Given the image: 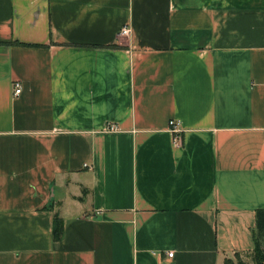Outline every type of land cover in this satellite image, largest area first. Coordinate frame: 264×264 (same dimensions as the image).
<instances>
[{"label":"crops","instance_id":"crops-1","mask_svg":"<svg viewBox=\"0 0 264 264\" xmlns=\"http://www.w3.org/2000/svg\"><path fill=\"white\" fill-rule=\"evenodd\" d=\"M258 209L264 0H0V264H227Z\"/></svg>","mask_w":264,"mask_h":264},{"label":"trees","instance_id":"trees-1","mask_svg":"<svg viewBox=\"0 0 264 264\" xmlns=\"http://www.w3.org/2000/svg\"><path fill=\"white\" fill-rule=\"evenodd\" d=\"M63 232L62 220L57 217L54 229V237L59 239ZM261 239H264V209H258L256 213V229L254 231V249L251 252L254 264H264V247L262 246ZM231 260H227L230 264ZM233 263V262H232ZM238 264H247L240 261Z\"/></svg>","mask_w":264,"mask_h":264},{"label":"built area","instance_id":"built-area-1","mask_svg":"<svg viewBox=\"0 0 264 264\" xmlns=\"http://www.w3.org/2000/svg\"><path fill=\"white\" fill-rule=\"evenodd\" d=\"M120 34L121 35H128L130 32V28L127 25H124L121 29H120ZM16 93H20L21 92V84L20 83H16ZM170 128L171 131L173 133V142L175 145H181L183 142V130L181 128L180 122L176 121V120H171L170 122ZM173 252H170L169 255L173 256Z\"/></svg>","mask_w":264,"mask_h":264},{"label":"rangeland","instance_id":"rangeland-1","mask_svg":"<svg viewBox=\"0 0 264 264\" xmlns=\"http://www.w3.org/2000/svg\"><path fill=\"white\" fill-rule=\"evenodd\" d=\"M262 246L264 247V239H261ZM240 261L247 264H254L253 256L251 253H245L242 255H236L235 259L231 260L233 264H238Z\"/></svg>","mask_w":264,"mask_h":264}]
</instances>
